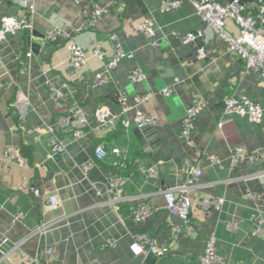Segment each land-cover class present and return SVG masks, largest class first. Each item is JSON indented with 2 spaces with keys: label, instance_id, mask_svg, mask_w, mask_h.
Returning a JSON list of instances; mask_svg holds the SVG:
<instances>
[{
  "label": "crops",
  "instance_id": "crops-1",
  "mask_svg": "<svg viewBox=\"0 0 264 264\" xmlns=\"http://www.w3.org/2000/svg\"><path fill=\"white\" fill-rule=\"evenodd\" d=\"M95 1L33 0L32 28L0 38V264H138L131 249L136 232L171 247L156 264H201L211 236L225 264H264V237L255 233L264 227V118L255 124L248 114L226 116L224 102L226 96L246 94L264 106L259 76L215 38L189 1L165 11L163 0H115L101 20L90 23ZM5 15L22 19L25 10L19 0H0V29ZM145 20L153 23V35L140 29ZM57 28L66 35L57 42L47 39ZM198 30L206 34L204 61L183 40ZM73 40L88 53L87 64L77 70L69 64ZM96 44L105 51L103 58L95 55ZM117 45L133 58L110 69ZM135 67L146 73L143 80L131 79ZM100 73L106 82L94 87ZM53 86L68 94L71 110L88 118L83 137L59 132ZM166 87L172 88L170 95L162 92ZM18 90L29 101L22 119L13 111ZM147 91L156 94L141 109L155 126L139 129L132 120L125 127L117 119L96 129L98 108L118 113ZM199 101L203 110L187 143L183 119ZM134 115L132 109L129 117ZM58 137L64 153L54 151ZM99 143L108 151L102 160L95 152ZM237 146L258 153L260 160L246 156L233 165ZM10 147L18 148L25 162L7 159ZM195 166L203 174L184 194L191 204L186 220L168 210L163 190L182 182ZM118 178L124 183L116 201L112 182ZM32 186L40 193L33 194ZM50 194L57 196L56 207ZM208 196L222 198L220 207L203 208L201 200ZM143 201L156 211L136 222L134 212Z\"/></svg>",
  "mask_w": 264,
  "mask_h": 264
},
{
  "label": "built area",
  "instance_id": "built-area-1",
  "mask_svg": "<svg viewBox=\"0 0 264 264\" xmlns=\"http://www.w3.org/2000/svg\"><path fill=\"white\" fill-rule=\"evenodd\" d=\"M76 3H81L82 0H74ZM184 0H163V10L178 9ZM189 1L195 9L196 15L210 28L215 36L219 40H223L227 43L229 51L236 54L243 60L247 72H255L261 83L264 86V4H257L251 2V5L239 4L238 1L233 3H226L223 0H186ZM115 3V0H96L94 2V12L90 23H96L101 20L110 9L111 4ZM19 5L25 10V15L22 19H18L11 15H5L2 17V27L0 29V38H4L7 33L16 32L21 29H31L32 21L31 17L36 13V4L33 0H19ZM229 22L233 24L231 27ZM153 23L149 20H145L139 23L141 30L145 31L148 35H153ZM66 34L59 28L51 30L47 34V39L57 42L60 37ZM204 30L188 32L184 35V43L192 45L196 52V57L200 61H204L208 56V49L206 47V36ZM115 34H112V38H115ZM70 60L69 64L74 69H80L87 64L88 53L87 50L79 45L75 40L69 44ZM94 53L96 56L103 58L105 51L100 44L95 45ZM133 58L132 54H126L121 46L117 45L115 57L109 62L108 68H116L122 58ZM130 77L134 81L143 80L146 77V73L141 67H135ZM107 76L105 73H100L95 76L94 87H99L106 82ZM171 87H166L162 92L166 95L172 93ZM155 92L147 91L145 93L137 94L135 96V102L133 106L124 104L118 113H114L108 106H102L96 111L95 126L97 130H101L107 127H111L114 121L121 120V123L125 127H129L132 124V120L135 122V126L139 129L153 127L156 124V120L146 114L141 106L148 102L155 96ZM52 97L54 100L55 108L58 111L57 127L61 135L72 134L75 139H79L84 136L87 128L90 127V122L82 112L73 111L68 105V94L62 89L52 87ZM124 101V100H122ZM225 102V115L232 116L234 114H248L249 120L252 123H260L264 118V106L259 102L251 99L246 94L240 96H226ZM29 106V101L26 95L18 90L16 92V99L13 102V111L19 112L22 115ZM134 109L135 115L131 119L129 112ZM203 110V102L199 101L187 110V113L183 119L181 135L187 143H191L192 132L194 129V119ZM24 116V115H23ZM224 125V120L219 122V126ZM94 127V128H95ZM59 137L55 138L54 151L56 153H64L65 146L59 142ZM5 157L12 159L13 157L19 158L22 162L25 159L22 157L18 148L10 147L5 151ZM96 156L98 160L104 159L108 155L107 148L104 143H99L96 146ZM114 152L120 155L119 149H114ZM249 156L252 160H260V155L256 152L249 153L242 146H237L233 149L231 154V162L233 165L239 164L243 159ZM214 163H220L218 158H213ZM91 164L86 167L89 168ZM121 166V163H118ZM203 170L201 167H191L186 174V177L182 182L176 186L167 187L163 190L164 197L167 202V208L174 214L183 217L186 220L190 219L191 204L188 198L184 195L190 189L194 188L196 181L202 176ZM124 183L123 178L113 180L112 188L116 190V201L120 200L118 196L119 187ZM31 191L33 194H39L40 190L32 186ZM176 192H180L179 196H176ZM49 202L52 207L58 205V199L55 194H50ZM222 198L208 196L201 200V206L203 208L220 207ZM156 209L150 206L147 202H142L140 206L134 212V220L136 222H142L147 217L153 215ZM46 226L40 228L41 232H45ZM261 237H264V227L260 226L255 231ZM133 252L139 255L147 256L149 253L156 254L158 257L165 255L170 249V246L160 245L155 239L148 237L143 232H136L133 234V243L131 244ZM201 264H225L223 259L218 255L216 249L215 238L211 236L208 241V245L205 253L200 258Z\"/></svg>",
  "mask_w": 264,
  "mask_h": 264
},
{
  "label": "water",
  "instance_id": "water-1",
  "mask_svg": "<svg viewBox=\"0 0 264 264\" xmlns=\"http://www.w3.org/2000/svg\"><path fill=\"white\" fill-rule=\"evenodd\" d=\"M226 3H233L234 1H238L239 4H247V3H251V2H255L257 4H264V0H223ZM32 48L34 50H36V48H38V46L34 43H32ZM171 83V82H169ZM159 257L156 254L153 253H149L147 256L145 255H139L136 258V262L138 264H156V262L158 261Z\"/></svg>",
  "mask_w": 264,
  "mask_h": 264
}]
</instances>
